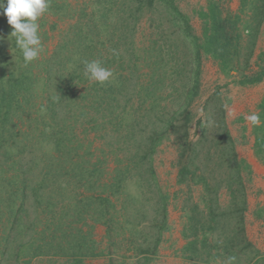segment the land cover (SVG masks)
Masks as SVG:
<instances>
[{"label": "rangeland", "instance_id": "374dc122", "mask_svg": "<svg viewBox=\"0 0 264 264\" xmlns=\"http://www.w3.org/2000/svg\"><path fill=\"white\" fill-rule=\"evenodd\" d=\"M96 2L51 0L50 10L38 21L44 51L27 67L14 38L9 37L12 28L0 10V74L3 71L7 80L13 76H29L35 86L33 90L37 91L32 90L30 103L25 107L27 119L23 120L25 116L20 112L19 121L13 117L15 135L0 147V152L8 148L12 153L7 158L0 153V169L6 171L3 191L10 188V194L20 197L17 188L26 184V180H35L41 171L54 170L61 164L65 169L71 164L90 168L96 164L102 184L117 172L133 184L145 180L143 191L135 186L123 187L117 198H111L114 210L107 208L114 217L105 218V223L111 222L109 225L91 218L78 224L94 248V256L81 258L82 264H194L182 251L187 243L183 230L188 206L193 203L200 209L209 206L212 199L205 183L210 185V190L214 185L219 188L220 184L221 189L216 191L219 207L230 206L225 179L233 174V168L229 166L230 145L221 137L225 129L234 141L237 158L248 167V173H242L246 200L243 231L246 239L264 255V151L259 158L256 156V127L245 120L252 112L261 114L259 105L264 97L260 99L259 83L237 84L232 75L224 74L210 56L204 55L198 74V95L187 108L190 114L184 113L180 111L183 78L172 68H167L162 86H151L148 77L152 61L146 51L151 42L160 36L163 41V35H174L167 21L145 15L134 24L133 20H125L126 14L119 5L114 8L115 24L107 21L111 34L104 36L99 32L102 23ZM207 3L208 0H181L177 4L198 38L202 30L198 14L206 9ZM224 3L236 13L241 0ZM255 43L252 62L264 55V21ZM172 48L176 51L175 46ZM94 59L101 60L114 73L115 79L102 88L83 74V62ZM118 81L121 86L115 84ZM110 85L113 90L108 94ZM81 94H86L87 99L82 101ZM230 110L234 116H229ZM43 126L57 133L55 136L72 134L68 143L77 142L80 147L67 143V151L76 149L66 157L50 153L51 147L46 144L44 152L49 153L45 155L40 151L42 144L38 135ZM184 166L189 169L186 181L178 184L177 175ZM194 166H199V170L194 172ZM149 170L154 172L153 176ZM16 178L20 181L16 182ZM148 179L151 188L147 185ZM193 179L198 181L197 185H193ZM31 188H21L25 200L14 203L13 213L4 207L7 194L2 193L0 264H68L67 257L56 255L55 251L40 257L30 256L33 250L27 246L34 243V248L40 247L50 240H42L45 225L56 223L65 213L66 197L84 201L97 193L69 184L68 188L58 190L63 195L50 199L52 211L49 213L47 203L38 207ZM160 195L164 197L162 202ZM163 217L165 229L157 233L155 225L159 226ZM126 225L132 226L131 232L123 229Z\"/></svg>", "mask_w": 264, "mask_h": 264}, {"label": "trees", "instance_id": "16d2710c", "mask_svg": "<svg viewBox=\"0 0 264 264\" xmlns=\"http://www.w3.org/2000/svg\"><path fill=\"white\" fill-rule=\"evenodd\" d=\"M179 1L181 0H124V2L118 4L113 0H97L98 14L102 23L99 32L104 36L111 34L110 23L107 21L110 20L113 25L115 24L114 8H118L119 5L122 7L124 14H126L125 20H133L134 24L139 17L145 15H150L152 19L166 20L174 35H171V33L170 35H163V41L160 40V36L158 40L151 42L150 48L146 51V54L150 56L148 59L152 61L151 66H148L151 70L148 77L151 78V86H162L167 68H172L175 74L182 77L183 81H181L180 90L183 94V102L180 103V111L184 110V113H189L187 108L198 95V74L204 55L210 56L217 63L218 68L224 74L232 75L239 85L250 86L262 81L264 78V55H259L254 62H252V59L256 38L264 21V0H241L240 8L236 13H232L226 7L225 0H208L206 9L198 14V18L202 23L201 38L193 35L190 22L178 8L177 4ZM92 25L96 28L94 24ZM178 44L182 45V48L177 47ZM174 46L176 51L172 48ZM178 49H180L179 52H177ZM94 50L91 48V51ZM3 55L7 56L4 52ZM170 55L171 57H169ZM0 76L2 78L0 81L1 147L2 143H7L15 135L13 130H15L14 126H16V123L13 117H16L19 121L21 115L18 112H20L25 116L23 120L27 119L25 107L30 103L29 98H31V93L34 91L33 87L35 86L29 80V76L21 75L17 78L13 76V78L7 80L3 71H1ZM115 84L121 86L120 82L119 84L115 82ZM112 90L113 87L110 85L107 93L110 94ZM36 92L34 91V93ZM87 97L86 94H81L80 99L84 101ZM259 110L262 122L260 127L255 128L256 142L254 147L258 158L264 151V98L259 105ZM224 133L225 135L221 137L226 139L227 145H230V148H228V154L231 155L229 166L233 168V174L225 179L226 193L230 206L223 209L219 207L216 191L221 189L220 184L219 188L214 185L210 190V185L205 183V189L212 201L209 202V206L205 207V209H200L197 203L188 206L187 213L184 215L185 225L183 230L187 243L182 251L188 255L187 259L194 264H223L229 256L236 257L235 264H264V255L246 239L243 231L246 200L242 173L243 171L248 173V167L237 158L234 141L228 131L224 129ZM56 134L54 131L51 133V131L47 130L46 126L39 130L38 135L42 144L40 151H43L45 155L49 153L47 150L44 152L46 144L51 147L50 153L56 152L57 155L66 157L70 156L69 153L73 152V148L80 147L77 142L68 143V137H72V134L66 137L55 136ZM52 135L55 137H52ZM218 139L219 142L223 141L220 136ZM46 140L48 141L45 142ZM67 143L71 146L77 144V146L67 151ZM7 149L4 148L0 152L4 153L6 158L12 154ZM71 159L68 158V161H71ZM191 164H188V166L190 167ZM63 165H57L54 170L50 168L43 173L41 171V175H38V178L26 180V184L22 185L21 188L24 186L32 187L29 190L35 202L38 203V207L42 203H47L48 212L50 213L52 211L50 199H53L54 195L56 197L63 195L60 194L61 189L68 188L69 184L77 185L78 187L81 185L86 192L92 190L91 193L95 192L97 194L88 196L84 201L82 200L83 198L73 201L72 197L69 199L66 197L68 204L65 207L67 208L65 213L56 223L52 222L45 225L42 240L44 238H49L50 240L40 247L34 248L35 244L33 243L32 245L29 244L27 248L33 250L29 252L30 256L38 255L40 257L46 255V253L49 254L50 251H55L56 255L67 257L68 264H82L81 258L94 256V248L87 236L88 234L82 232L78 224L87 218H91L97 223L101 222L109 225L111 222L107 221L105 223V218L113 219V214L107 208L109 206L110 210H114L111 198H117L119 190L123 187L135 186V189L139 188L143 191L141 187L145 185V180L133 184L131 181H126L124 174L117 172L116 175L102 184L98 180L96 164L91 168L90 166L85 167L83 164H71L69 169L62 167ZM0 166H2L1 162ZM13 167H16L15 164ZM198 170L199 166L193 167L194 172ZM149 171L153 176L154 172L152 170ZM188 171V167L184 166L182 171L178 172V184L185 183ZM190 173L194 174L193 172ZM63 177L69 179L68 182L62 180ZM4 178H6V171L0 169V202L3 198L2 193H6V198L3 199L4 207L10 213H13L14 203L16 201L24 202L25 196L21 192V188H17V195H21L20 197L10 194L8 192L11 190L10 188L3 191L2 181ZM18 181L20 180L16 178V182ZM191 182L193 185L198 184L195 179ZM18 185L20 186L21 182ZM147 185L151 188L150 179H148ZM50 186L52 187L51 190ZM210 192H213V196L210 195ZM139 196H142V194H139ZM158 197L161 202L164 201L163 196L160 195ZM155 212L153 211L154 214ZM164 224L165 218L163 217L159 222V226H157L158 224L155 225V229L158 228L157 233L165 229ZM131 227L126 225L123 229L131 232ZM37 250L38 253L36 254Z\"/></svg>", "mask_w": 264, "mask_h": 264}, {"label": "clouds", "instance_id": "9594fccd", "mask_svg": "<svg viewBox=\"0 0 264 264\" xmlns=\"http://www.w3.org/2000/svg\"><path fill=\"white\" fill-rule=\"evenodd\" d=\"M50 6L51 0H0V10L6 16L7 24L12 28L9 37L14 38L15 46L21 53L25 67L38 59L44 51L38 21L50 10ZM83 63V74L88 81L104 85L115 79L113 71L105 67L101 60L94 59ZM228 114L234 116L231 110ZM245 120L253 127L261 125L258 112L247 114ZM208 124L212 126L211 121ZM235 260L236 257L229 256L223 264H235Z\"/></svg>", "mask_w": 264, "mask_h": 264}, {"label": "crops", "instance_id": "0c3cea01", "mask_svg": "<svg viewBox=\"0 0 264 264\" xmlns=\"http://www.w3.org/2000/svg\"><path fill=\"white\" fill-rule=\"evenodd\" d=\"M258 91H260V99H262L264 97V80L262 82H260L258 85ZM264 176V173H263Z\"/></svg>", "mask_w": 264, "mask_h": 264}]
</instances>
